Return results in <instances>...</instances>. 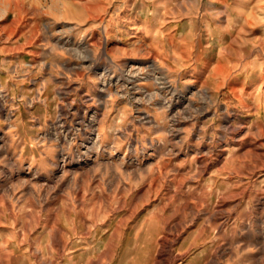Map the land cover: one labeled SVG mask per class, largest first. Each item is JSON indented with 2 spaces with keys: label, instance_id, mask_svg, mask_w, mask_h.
Returning a JSON list of instances; mask_svg holds the SVG:
<instances>
[{
  "label": "rangeland",
  "instance_id": "1",
  "mask_svg": "<svg viewBox=\"0 0 264 264\" xmlns=\"http://www.w3.org/2000/svg\"><path fill=\"white\" fill-rule=\"evenodd\" d=\"M0 264H264V0H0Z\"/></svg>",
  "mask_w": 264,
  "mask_h": 264
},
{
  "label": "bare ground",
  "instance_id": "2",
  "mask_svg": "<svg viewBox=\"0 0 264 264\" xmlns=\"http://www.w3.org/2000/svg\"><path fill=\"white\" fill-rule=\"evenodd\" d=\"M80 46V45H79ZM84 49L86 48V46H85V44H83V45H81ZM85 121V120H84ZM85 123V122H84ZM91 126V125H90ZM93 128V127H92ZM243 128V127H242ZM234 137V136H233ZM220 162V161H219ZM201 164V163H200ZM201 168H202V166H201ZM225 198V197H224ZM222 201V200H221ZM224 201V200H223ZM225 202V201H224ZM225 204V203H224ZM228 213V212H227ZM225 214V213H224ZM226 215V214H225ZM217 217V216H216ZM227 217V216H226ZM221 219V218H220ZM247 223H248V221H247ZM222 224V223H221ZM250 226V225H249ZM169 227V226H168ZM167 227V228H168ZM175 228H177V226H174ZM220 228V227H219ZM181 230V229H180ZM221 231V230H220ZM176 233V232H175ZM173 235V234H172ZM177 236V235H176ZM177 238V237H176ZM175 238V239H176ZM179 238V237H178ZM163 244H164V242H163ZM165 248V247H164ZM167 249V248H166ZM168 251V250H167ZM170 251V250H169ZM166 255V254H165ZM171 256V255H170ZM173 256V255H172ZM171 256V257H172ZM166 257V256H165ZM170 258V257H169ZM163 259V258H162ZM174 261V260H173Z\"/></svg>",
  "mask_w": 264,
  "mask_h": 264
},
{
  "label": "crops",
  "instance_id": "3",
  "mask_svg": "<svg viewBox=\"0 0 264 264\" xmlns=\"http://www.w3.org/2000/svg\"><path fill=\"white\" fill-rule=\"evenodd\" d=\"M158 223V222H157ZM149 224H151V222L149 221ZM151 226V225H150ZM158 227H160L159 225H157ZM157 234H159V232L157 231Z\"/></svg>",
  "mask_w": 264,
  "mask_h": 264
}]
</instances>
